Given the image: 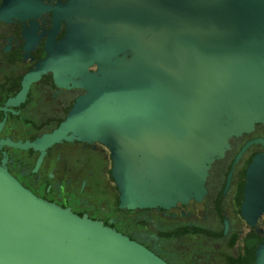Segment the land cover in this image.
Masks as SVG:
<instances>
[{"label":"water","instance_id":"water-1","mask_svg":"<svg viewBox=\"0 0 264 264\" xmlns=\"http://www.w3.org/2000/svg\"><path fill=\"white\" fill-rule=\"evenodd\" d=\"M89 2L96 38L130 58L115 65L88 120L18 146L44 148L71 139L69 131L98 139L119 208L199 200L230 139L264 122V0ZM240 200L244 214L264 210V154L248 164ZM0 264L167 263L114 228L36 197L0 166Z\"/></svg>","mask_w":264,"mask_h":264},{"label":"flooded vegetation","instance_id":"flooded-vegetation-1","mask_svg":"<svg viewBox=\"0 0 264 264\" xmlns=\"http://www.w3.org/2000/svg\"><path fill=\"white\" fill-rule=\"evenodd\" d=\"M93 13L89 0H0V166L36 197L76 215L100 221L109 214L103 224L167 264H264V210L244 214L240 200L248 164L264 154V145L250 142L264 138V122L230 139L199 200L167 208L120 209L109 151L98 139L69 131L71 139L44 148L18 146L74 118L88 120L115 65L130 58L96 38ZM105 164L114 210L96 206L94 213L80 195L75 203L64 198L88 176L102 179Z\"/></svg>","mask_w":264,"mask_h":264},{"label":"rangeland","instance_id":"rangeland-1","mask_svg":"<svg viewBox=\"0 0 264 264\" xmlns=\"http://www.w3.org/2000/svg\"><path fill=\"white\" fill-rule=\"evenodd\" d=\"M107 168L108 165L105 164L101 172L102 179L98 177L89 178L90 176H88L87 179L83 180L81 184L71 186L70 190L67 189L64 194V198L69 203H75V201L77 200L75 196L77 197V195H80L82 198L87 200V202L89 203V207L93 208L92 210L94 213L97 212V209H95L96 206H101L103 210L106 211L114 210L115 205L113 203L112 194L113 184L111 183L108 175L106 174ZM99 220L100 222L103 221L105 223H110V221H112V217L109 216V214H105L102 215Z\"/></svg>","mask_w":264,"mask_h":264},{"label":"trees","instance_id":"trees-1","mask_svg":"<svg viewBox=\"0 0 264 264\" xmlns=\"http://www.w3.org/2000/svg\"><path fill=\"white\" fill-rule=\"evenodd\" d=\"M135 223H136L137 225H139V226H142V222H141V221H139V220H138V221H136ZM114 229H115V228H114Z\"/></svg>","mask_w":264,"mask_h":264}]
</instances>
